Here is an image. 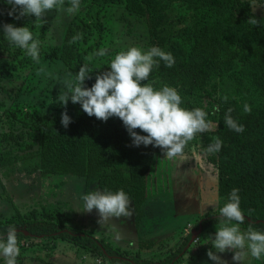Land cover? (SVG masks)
Here are the masks:
<instances>
[{
    "label": "trees",
    "instance_id": "obj_1",
    "mask_svg": "<svg viewBox=\"0 0 264 264\" xmlns=\"http://www.w3.org/2000/svg\"><path fill=\"white\" fill-rule=\"evenodd\" d=\"M6 2L0 0V25H26L33 38L40 41L43 32H37L29 16L18 20L9 16L10 5ZM104 6H122L130 14L145 16L151 47L158 46L174 57L172 67L160 61L145 83L157 90L164 85L173 87L182 97L181 107L201 108L207 113L206 119L212 125L189 144L200 135L211 137V144L217 137L223 142L220 151L213 152L212 157L217 167L220 203L212 213L195 222V227L200 224L202 231L222 227L219 208L227 202L231 190L237 188L245 216L240 229L247 231L250 225L264 232V15L253 12L247 0H83L82 9L68 23L61 44L45 48L40 45L39 58L60 60L70 68L76 83V72L86 66L92 78L84 84L91 87L95 76L107 71L113 59L97 55V41L103 30L100 12ZM250 17H255L259 24H249ZM76 31L81 32V41L71 42ZM94 32L96 41L78 45V42L88 43ZM32 60L24 50L11 44L0 29V77L15 74L19 66ZM227 79L233 83L230 92L224 88ZM245 104L251 107L250 114L244 112ZM229 108L232 117L244 125L243 133H236L224 124ZM60 114L51 118L31 114V121L22 123L32 129L30 143L37 145L36 151L21 162L28 166V172L38 170L44 175L83 177L87 182H96L103 191L122 189L132 199L136 217L141 216L142 203L152 192L183 186L175 177V170L181 169L179 177L183 176L184 162L168 159L159 148L151 145L132 146L120 119L112 117L102 122L94 116L89 117L80 108L79 114L71 116L73 122L64 128ZM135 131L145 134L139 129ZM180 179L187 183L182 177ZM1 197L11 202L14 212L0 219V234L14 226L18 242L29 240L28 245L33 244V239H64L113 264L177 263L191 237V233H186L174 249L149 259L140 256L138 251L128 253L94 236L91 231L72 225L68 213L59 207H31L21 212L6 189ZM147 246L142 241L138 250Z\"/></svg>",
    "mask_w": 264,
    "mask_h": 264
},
{
    "label": "rangeland",
    "instance_id": "obj_2",
    "mask_svg": "<svg viewBox=\"0 0 264 264\" xmlns=\"http://www.w3.org/2000/svg\"><path fill=\"white\" fill-rule=\"evenodd\" d=\"M247 1L253 12L264 15V0ZM69 6V0H65L64 8ZM82 7L83 0H80L78 11ZM100 13L103 30L97 41V50H106L102 58L112 59L132 46L145 51L151 48L149 23L145 16L130 14L122 6H104ZM75 14L56 8L46 13L44 21L29 16L37 32H43L40 45L45 48L61 44L67 25ZM77 34L81 35V32L76 31L75 36ZM88 39V43L78 42V45L85 46L96 41L95 32ZM39 60V63L32 60L19 66L11 76L0 77V219H6L14 212L11 202L1 197L3 189H6L21 212L31 207H59L68 213L72 225L89 230L94 236L128 253L138 251L140 256L149 259H156L174 249L186 233L194 234V239L182 251L179 262L171 264H213L206 252L211 247L208 236L214 235L215 230L197 232L194 225L201 217L212 213L220 203L217 167L212 161L213 152L207 151L212 143L208 135H200L186 147L185 152L189 157L199 159L184 161L183 176L179 177L181 169L175 170V177L183 183L181 189L152 192L142 203L143 210L139 217L135 216L129 197L131 217H121L102 225L97 223L99 217L95 209L91 213L77 212L82 210V194L93 189L101 190L96 182H87L85 178L73 175H44L38 170L28 172V166L21 165L22 160L37 149V145L30 143L32 129L22 123L31 121V114L51 118L63 112L64 107L55 98L60 92L67 91L68 85L76 84L69 75L70 68L65 67L60 60ZM40 69L43 71L40 72ZM224 88L230 92L232 81L227 79ZM79 112V105L69 101L68 115L76 116ZM13 113L16 116H12ZM36 159H32V162ZM175 183L177 186V179ZM28 241H19L17 264H113L64 239H33L32 245H28ZM142 241L148 246L138 250ZM159 242L162 245H157ZM219 255L227 264H238L232 260L231 252ZM0 264H5L3 257H0ZM241 264H264V257L255 259L249 254L242 259Z\"/></svg>",
    "mask_w": 264,
    "mask_h": 264
},
{
    "label": "clouds",
    "instance_id": "obj_3",
    "mask_svg": "<svg viewBox=\"0 0 264 264\" xmlns=\"http://www.w3.org/2000/svg\"><path fill=\"white\" fill-rule=\"evenodd\" d=\"M65 0H7L10 5L8 15L13 19L26 16L44 21L46 13L61 8L68 14H75L80 8V0H69L70 6L64 8ZM247 22L253 26L259 24L255 17L248 18ZM6 39L13 45L24 50L36 63H39L40 42L33 38L32 32L25 25L16 27L11 23L0 25ZM81 35L72 38L71 42L80 39ZM106 50H100L97 55L103 56ZM160 61L165 66L172 67L175 59L170 52H165L158 46L148 50L132 46L121 51L111 60L107 71L95 76V83L86 87L84 82L91 79L86 66H81L76 72L75 85H68V90L60 92L55 98L59 105L64 107L60 114V123L67 128L72 118L67 113V104H79L82 111L89 117L106 122L109 118L120 119L129 137L132 146L151 145L159 148L163 156L182 162L189 158L196 161L199 157H189L185 149L197 134L209 130L207 113L201 108L187 109L181 107L183 103L178 91L168 85L155 89L151 84L145 83L154 67ZM40 72L43 69L39 70ZM39 74V72H38ZM71 75V73H69ZM227 99L226 97L224 98ZM232 109L226 110L224 124L236 133L245 131L244 125L238 123L231 115ZM244 112L251 113V107L244 105ZM145 133L144 135L139 134ZM222 140L216 138L215 143L207 147L209 153L219 152ZM239 189L233 188L227 197V202L219 208L223 226L216 229L214 235H209L211 247L206 252L213 264H227L221 255L232 253V260L241 264L246 255L255 259L264 257V232L252 228L241 231L240 225L245 222V216L240 208ZM82 210L77 212L91 213L96 210L102 225L121 217H131L130 198L122 189L116 192L90 190L81 195ZM235 222V223H232ZM212 249H215L213 251ZM20 255L17 230L9 226L5 234H0V257L5 264H17Z\"/></svg>",
    "mask_w": 264,
    "mask_h": 264
},
{
    "label": "water",
    "instance_id": "obj_4",
    "mask_svg": "<svg viewBox=\"0 0 264 264\" xmlns=\"http://www.w3.org/2000/svg\"><path fill=\"white\" fill-rule=\"evenodd\" d=\"M200 230H201V226H200V224H199V225H198V228H197V232H199ZM194 237H195V235L192 234L191 237H190V240H189L188 244L194 239Z\"/></svg>",
    "mask_w": 264,
    "mask_h": 264
},
{
    "label": "crops",
    "instance_id": "obj_5",
    "mask_svg": "<svg viewBox=\"0 0 264 264\" xmlns=\"http://www.w3.org/2000/svg\"><path fill=\"white\" fill-rule=\"evenodd\" d=\"M142 210H143V208H142ZM185 223H186V222H185ZM185 223H184V224H185Z\"/></svg>",
    "mask_w": 264,
    "mask_h": 264
}]
</instances>
